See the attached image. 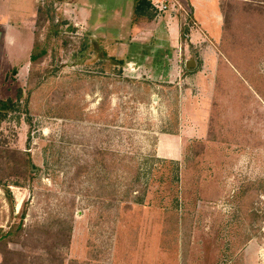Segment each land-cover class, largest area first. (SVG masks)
Instances as JSON below:
<instances>
[{
	"label": "rangeland",
	"instance_id": "374dc122",
	"mask_svg": "<svg viewBox=\"0 0 264 264\" xmlns=\"http://www.w3.org/2000/svg\"><path fill=\"white\" fill-rule=\"evenodd\" d=\"M168 6L132 32L134 0H0V229L23 206L30 228L8 251L264 264V0ZM160 64L174 75L144 77Z\"/></svg>",
	"mask_w": 264,
	"mask_h": 264
},
{
	"label": "trees",
	"instance_id": "16d2710c",
	"mask_svg": "<svg viewBox=\"0 0 264 264\" xmlns=\"http://www.w3.org/2000/svg\"><path fill=\"white\" fill-rule=\"evenodd\" d=\"M135 2V7H134V15L132 18V23L136 24L138 22H146L148 21V17H147V11L148 9L151 8L149 2L147 0H134ZM47 55V52L44 48H41L37 43H35L32 47L31 50V54H30V58H29V63L31 65V67L36 66L42 59H44V57ZM122 64V63H120ZM15 105L11 100H6V101H1L0 100V114L3 113H8L11 112L12 110H14ZM2 152V151H0ZM22 164V168L24 171H28V167L30 165V159L27 156L24 155V160L21 163ZM0 187L3 188V184H2V180L0 179ZM3 190L5 191V193L7 194V199L9 202L12 201V198L10 196V193L8 192L7 189L3 188ZM12 204V203H11ZM25 206H23L21 209V215H20V222L14 225H11L7 231H3L2 229H0V247H3L4 250L6 251V256H5V261L7 264H30V262L27 261L28 257L25 255H22L20 253H14V252H10L7 250L6 248V244L10 243V242H16V237L18 236L17 234L21 232L22 234L28 233L27 231H29V229L27 228V226L25 225V216H26V210L24 208ZM50 229H45L44 234L45 235H50L51 237H57L59 235H61L60 231H56L54 233L51 234ZM68 232V236L70 237V228H68L67 230ZM55 235V236H54ZM32 237L31 235H26L25 241L30 240ZM23 247H25V245H21ZM6 248V249H5ZM17 261V262H16ZM61 262V261H60ZM34 262L32 261L31 264H33Z\"/></svg>",
	"mask_w": 264,
	"mask_h": 264
},
{
	"label": "crops",
	"instance_id": "0c3cea01",
	"mask_svg": "<svg viewBox=\"0 0 264 264\" xmlns=\"http://www.w3.org/2000/svg\"><path fill=\"white\" fill-rule=\"evenodd\" d=\"M151 9V8H150ZM152 10V9H151ZM133 11H134V8H133ZM153 11V10H152ZM147 17H148V15H147ZM133 18V17H132ZM148 19H149V17H148ZM131 23V22H130ZM147 23H149V20L148 21H146V22H138V23H136V24H133V23H131L130 25H131V27H132V32H133V30H134V28H136V27H138V26H140V25H149V24H147ZM171 23V17L170 16H167V20H166V22H165V24L166 25H168V24H170ZM139 38V37H138ZM162 42L164 43V44H166L168 41L167 40H162ZM166 66H164V65H157V66H154L153 67V69H154V71H153V73L151 72V73H147V74H144V77L147 75V76H149L150 78H153V77H156V81L158 80L157 79V77L158 78H164V77H170L171 76V74L172 75H174V73L172 72V71H170V69H168V68H166ZM143 69L146 71V72H148V71H150L147 67H146V65H143ZM176 74H178V73H176ZM151 75V76H150ZM170 138H173V142H172V145L174 146L173 148H177L178 149V147H179V143H178V138L177 137H175V136H173V137H170ZM174 149V150H175Z\"/></svg>",
	"mask_w": 264,
	"mask_h": 264
},
{
	"label": "built area",
	"instance_id": "2783aa9c",
	"mask_svg": "<svg viewBox=\"0 0 264 264\" xmlns=\"http://www.w3.org/2000/svg\"><path fill=\"white\" fill-rule=\"evenodd\" d=\"M148 2L154 13L161 14L167 12L171 0H148Z\"/></svg>",
	"mask_w": 264,
	"mask_h": 264
},
{
	"label": "water",
	"instance_id": "95a60500",
	"mask_svg": "<svg viewBox=\"0 0 264 264\" xmlns=\"http://www.w3.org/2000/svg\"><path fill=\"white\" fill-rule=\"evenodd\" d=\"M184 68L187 71H191V70H194V69L197 68V63H196V60H195V57L194 56L191 59H189V60H187L185 62ZM156 103H157V98L156 97H153L152 104L153 105H156Z\"/></svg>",
	"mask_w": 264,
	"mask_h": 264
}]
</instances>
